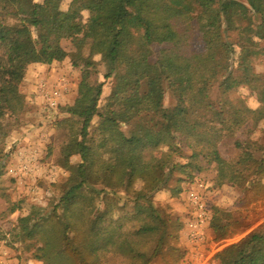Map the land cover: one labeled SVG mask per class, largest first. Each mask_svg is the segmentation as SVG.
Segmentation results:
<instances>
[{"label": "trees", "instance_id": "1", "mask_svg": "<svg viewBox=\"0 0 264 264\" xmlns=\"http://www.w3.org/2000/svg\"><path fill=\"white\" fill-rule=\"evenodd\" d=\"M62 1L0 0V143L2 119L23 109L17 83L29 65L71 56L80 70L74 105L67 108L75 120L68 121L61 150L69 173L63 191L50 211L21 219L19 235L31 240L32 257L43 264H180L182 223L155 207L156 193L177 195L180 183L214 164L217 185L245 190L247 205L264 204V154L255 155L264 146L236 138L250 120L264 121V75L253 69L264 55V0H70L65 11ZM33 32L70 40L75 51L38 48ZM95 56L109 63L104 78L113 81L101 106L103 84L89 80ZM173 67L186 71L189 85ZM214 86L218 100L210 97ZM240 87L256 93L259 110L231 100ZM166 90L175 100L169 108ZM123 124L130 126L128 135ZM226 138L242 150L234 164L219 151ZM73 155L80 159L76 165L69 162ZM118 193L132 200L130 212L117 206ZM209 227L215 241L244 231L233 214L216 207ZM214 259L264 264V224Z\"/></svg>", "mask_w": 264, "mask_h": 264}, {"label": "rangeland", "instance_id": "2", "mask_svg": "<svg viewBox=\"0 0 264 264\" xmlns=\"http://www.w3.org/2000/svg\"><path fill=\"white\" fill-rule=\"evenodd\" d=\"M43 4L44 0H34ZM70 0H63L60 9L65 11ZM82 21L88 17L86 11L81 13ZM35 45L40 47H60L69 55L74 53L70 40L55 36L40 37L33 32ZM264 47V40L260 42ZM202 43L193 42V49L200 51ZM86 51H84V54ZM71 56L62 62L50 65L31 64L18 84V91L24 97V106L16 115H7L2 119L5 137L0 143V264H43L32 257L31 240L19 235L18 224L27 216H34L37 210L50 211L57 202L68 177L62 166V147L70 135L69 122L75 120L67 112L74 105L77 96V84L80 70L71 66ZM97 66L90 72L91 83H102V94L99 105H103L110 94L113 81L104 76L110 70L107 62L100 61L99 56L93 58ZM254 72L264 75V55L253 61ZM184 85H189L186 71L172 68ZM62 84V85H61ZM59 88L60 95L57 106L49 108L46 94ZM145 91L141 86L140 92ZM211 99L218 100L219 94L214 86ZM233 102L239 103L251 111L261 108L256 93L240 87L229 96ZM172 94L166 90L164 107L174 105ZM97 119L93 120V126ZM121 130L128 135L130 126L121 125ZM241 141L256 142L264 146V121L250 120L236 135ZM234 140L226 138L219 144V151L224 160L236 163L242 154L236 149ZM264 150L255 153L257 157ZM80 161L77 155L69 158L71 165ZM217 169L214 164L196 174L192 181L180 183V192L172 195L168 189L154 195L153 202L160 211L179 218L182 228L178 232V246L184 253L180 264H218L214 255L225 246L241 237L257 230L264 224V204H246L249 193L231 184L217 185ZM264 182V178H263ZM142 187L141 181L133 184L135 190ZM117 206L122 212H130L132 200L123 193L115 197ZM216 207L233 214L244 226V231L237 237L215 241L209 227L212 208ZM117 214V213H116Z\"/></svg>", "mask_w": 264, "mask_h": 264}, {"label": "built area", "instance_id": "3", "mask_svg": "<svg viewBox=\"0 0 264 264\" xmlns=\"http://www.w3.org/2000/svg\"><path fill=\"white\" fill-rule=\"evenodd\" d=\"M62 85V84H61ZM59 88L53 90L50 92V94H46V104L49 108H54L57 106V100L60 95V92L58 90Z\"/></svg>", "mask_w": 264, "mask_h": 264}]
</instances>
